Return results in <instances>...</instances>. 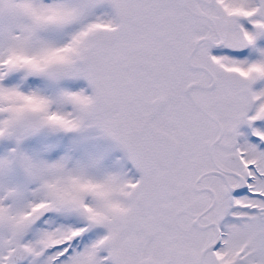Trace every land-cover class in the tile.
<instances>
[{"label": "snow or ice", "instance_id": "6c2138e0", "mask_svg": "<svg viewBox=\"0 0 264 264\" xmlns=\"http://www.w3.org/2000/svg\"><path fill=\"white\" fill-rule=\"evenodd\" d=\"M0 264H264V0H0Z\"/></svg>", "mask_w": 264, "mask_h": 264}]
</instances>
